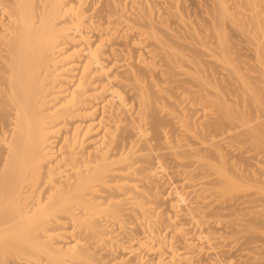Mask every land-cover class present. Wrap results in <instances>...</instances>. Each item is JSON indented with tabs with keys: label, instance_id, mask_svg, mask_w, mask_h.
Returning <instances> with one entry per match:
<instances>
[{
	"label": "bare ground",
	"instance_id": "1",
	"mask_svg": "<svg viewBox=\"0 0 264 264\" xmlns=\"http://www.w3.org/2000/svg\"><path fill=\"white\" fill-rule=\"evenodd\" d=\"M0 264H264V0H0Z\"/></svg>",
	"mask_w": 264,
	"mask_h": 264
}]
</instances>
